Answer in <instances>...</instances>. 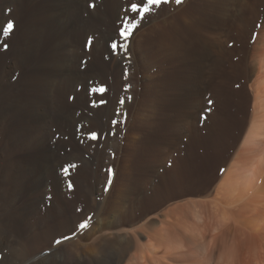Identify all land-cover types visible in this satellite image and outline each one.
Masks as SVG:
<instances>
[{
  "label": "rangeland",
  "instance_id": "1",
  "mask_svg": "<svg viewBox=\"0 0 264 264\" xmlns=\"http://www.w3.org/2000/svg\"><path fill=\"white\" fill-rule=\"evenodd\" d=\"M51 1L0 0V77H6L0 80V91L11 84L9 94L16 92L19 95L23 89L20 80L28 79L30 70L39 65L48 79L57 78L56 81L63 82L65 89L58 98L59 104L65 109L71 108L75 119L74 123H65L60 130L55 120H39L34 116L41 114L43 107L34 114L27 112L18 118L14 114L6 116V126L0 136V143L3 142L0 160L22 165L16 178L23 182V190L16 201L19 215L15 219L10 218L15 215V210H6L5 200L0 199V204L3 203L0 205V215L3 214L0 216V235L9 236L7 239L2 237L3 234L0 236V246L6 247L5 251L16 247L17 254L21 252L20 256L25 257L26 261L22 258L21 262L26 264L30 258L56 247L67 253L59 264H118L122 255L119 243L135 241L136 231L139 242H147V235L154 229H163L167 236L175 234L176 238L170 237L171 242L186 241L188 227L176 225L181 213L202 224L203 220L194 217L196 211L204 204L218 201L217 184L224 174L216 172L218 160L214 155L217 147L226 148L227 139L231 137L230 125L226 128L228 123L233 119L234 127L241 112L243 117L237 127L242 132V127L251 120L253 97L246 85L247 73L222 63V69L225 67V71H229L231 79L221 88L220 95L215 93L214 84L220 78L216 67L218 58L206 53L193 63L184 46L187 30L184 16L189 0H182L180 4L171 0L169 4L153 8L142 20L136 17L137 27L127 41H123L119 32L134 15L128 11L131 4H138L140 0H78V20L68 16L67 0L61 5L58 2L60 7L55 9ZM10 21L14 22L15 28L6 36L3 30ZM178 25L183 28L180 36L176 33ZM222 33L226 36L228 31ZM113 42L127 44L126 54H113ZM72 64L76 66L78 76L70 70ZM193 72L203 74L204 78L194 82ZM232 92L239 93L240 96L236 95L239 98ZM229 98L231 100L227 101ZM105 108L109 113H105ZM235 114L236 118H231ZM21 122H31L35 129L41 127L37 130L43 133L41 140L24 138L19 132ZM48 139L50 142L46 146ZM50 150L60 163L57 170H49V173L44 171L40 161ZM205 151H210V156L205 157ZM26 181H31L32 187H27ZM44 191L47 196L41 202L39 198ZM32 217L36 218L33 224ZM100 219L105 220L107 227L102 232H95L93 226ZM81 223H86L87 227L80 228ZM66 236L69 239H63ZM55 240L62 243L57 245ZM71 250H75L73 255Z\"/></svg>",
  "mask_w": 264,
  "mask_h": 264
},
{
  "label": "bare ground",
  "instance_id": "2",
  "mask_svg": "<svg viewBox=\"0 0 264 264\" xmlns=\"http://www.w3.org/2000/svg\"><path fill=\"white\" fill-rule=\"evenodd\" d=\"M63 1L64 0H52L51 2L53 3V5H52L53 9H55V7L59 6V3H60V5H61V3H64ZM66 2H67L66 10H67L68 16H75L74 20H78L79 19V18L77 19V10H78L77 8H79V7H77V5H79V4H77L78 0H67ZM188 6H189V8L187 9V13L184 16L186 18V19L184 18V20H187V30L185 31L186 42H185L184 46H186V49L189 52V58L188 59L190 61H192L193 63L198 62V60H200V58H201L200 55L201 54L206 55V53L207 54L212 53L215 55V58H218L216 60V63H217L216 67L219 68L218 73H219L220 78L218 79V82L216 81L217 83L214 84V88H216L215 89L216 94H217V92L222 93L223 90L221 88L223 86L227 85L226 82L231 79L229 71L227 73V70L225 71V69H226L225 67H224L225 69L224 68L222 69V63H223V65L225 63H227V65L226 64L225 65L229 66L233 70L238 69V70H241V72L242 71L246 72L247 73V75H246L247 80L246 81H248L247 82L248 84L246 83V85H248V88L251 92V96L253 97V99H252L253 111H252V115H251V120L247 125H244V127H242V132H241V128L239 130L237 127V125L239 123H241L239 121V119H237V121H235L237 123L235 124L234 127H233V123H234L233 119L230 120L232 123H228V126L226 127V128H229V125H230V128H229L230 132L232 131V129L235 130V133L238 130L240 131L239 132L240 135L237 137L238 145L235 149L234 154L230 158V160H231L230 164L228 166V169L224 173L223 178H221V180L218 181L219 183L217 184V190H216L217 191L216 195L218 196V198H217L218 201L214 202V204L208 203V204L202 205L201 208L199 209V211H196V214H194V217H196V216L198 217L196 220H199V221L203 220L202 221L203 223L199 224L198 221H195V220L191 221L192 219L190 220L191 217H189V215L186 214V216H185V215H182V213H181V216L178 219V222H176V225L179 226L181 224H183V225L185 224L188 227V231H187L188 236H187L186 241H183V242L180 241L179 243L170 241V237L171 236L174 237L175 234L174 235L169 234L170 236H167L163 233V229L162 230L161 229H157V230L154 229L156 226L152 227V229H154V231H151L152 234L149 232V234L147 235V242H139L137 234H136L137 231H136V232H134L135 241H126V242H122V243L120 242L119 243L121 245V246L119 245V247H121V249H122V252H121L122 255L118 261V264H264V0H189ZM56 10H54V11H56ZM183 15H184V13H183ZM181 17H183V16L181 15ZM80 20H81V18H80ZM91 20L92 19H90V20L88 19V21H91ZM178 22L179 21H177L176 23H178ZM78 23L80 24V22H78ZM84 23H85V21H84ZM86 23H88V22H86ZM184 24H185V22H184ZM174 28H176V27H174ZM225 30L228 31V33H227L228 35L226 34V36L222 33ZM181 31L183 33V28L181 27V25L180 26L178 25L177 29H176V33L178 34V36H180L182 34ZM157 34H159V33H157ZM167 34H169V33H167ZM230 36L233 37L234 39H228ZM37 37H39V36H37ZM182 37H183V35H182ZM39 40H41V39H39ZM154 42H155V40H154ZM160 42H163V41H160ZM156 43H157V40H156ZM35 44H37L36 41H35ZM74 44H76V43H74ZM155 45H159V44H155ZM227 45H228V48H227ZM28 46H29V44H28ZM21 47H23V46H21ZM52 49H54V48H52ZM19 52H20V50H19ZM43 52H44V50H43ZM46 52H44V53H46ZM12 54H14V53H12ZM50 55H51V53H50ZM59 55L60 54H58V56ZM18 56H19L18 58H20L21 54ZM47 57H48V55H47ZM116 57H117V55H116ZM204 57L206 58V56H204ZM15 58H17V57H15ZM35 58H37V57H35ZM25 60L27 61V59H24V61ZM53 60H55V59H53ZM73 61H72V63H73ZM34 64H33V66H34ZM30 65H28V66H30ZM46 65H47V63H46ZM49 66L50 65H48V67ZM68 67H69V65H68ZM75 67H74V64H72L69 68L73 74H76L78 76L79 73H77ZM202 67H204V65H202ZM41 68H43V67L39 68V65H38V67L35 66V69H34L35 71L30 70L31 73L29 74L28 79H22L20 77L22 79V80H20V82L22 84L21 87L23 89H21L22 92L19 95H17L18 93H16V92L13 94H9V89L11 88L10 87L11 84L8 86L6 85L7 88L0 91V97H1L0 98L1 99L0 100V136L3 134V130L5 128L4 126H6L4 124L5 119L7 117H9L8 116L9 114L10 115L14 114L15 117L23 116L25 113L27 114V112H29L30 114H34L37 111H39V109H41L42 107H43L42 113L41 114L36 113L34 115L39 120H42L44 118L45 119L48 118L50 120H55L57 122V124H59L60 130L62 129V127L65 123H67V125L70 124L71 122L74 123L75 119L73 118V115L71 113L72 109L71 108L69 109V107L68 108L66 107V109H65L64 106L59 104V101H61V100L58 98L60 97V95H62L64 93V89H65L63 82L60 83V82L56 81L57 78L56 79L53 78L52 80L48 79L47 75L43 72V70ZM58 69H60V68H58ZM61 69H63V68H61ZM214 69H216V68H214ZM25 71L27 72V70H25ZM44 71H46V70H44ZM63 72H65V71H63ZM70 72H68V73H70ZM54 73H56V72H54ZM193 73H194L193 74L194 75L193 80L195 79L194 82L195 81L198 82L199 78H204L203 74L201 76L198 73H195V72H193ZM238 73L240 75L243 74V73H240V71ZM3 74H5V73H3ZM61 75H62V73H61ZM67 75H65V76L67 77ZM244 75H245V73H244ZM53 76H55V75H53ZM58 76H59V73H58ZM3 77H0V80H3ZM208 77H210V76H208ZM4 78L6 79V77H4ZM209 79H211V78H209ZM70 81H72V80H70ZM202 81H203V79H202ZM238 81L239 80H237V82ZM4 83L5 82H3V84ZM19 86H20V84H19ZM0 90H1V88H0ZM232 93L235 94L234 92H232ZM233 94H231V95H233ZM242 94L243 93H241V96H242ZM218 95H220V93ZM236 95H239V93L235 94V96ZM239 96H236V97L239 98ZM248 96H249V94H248ZM246 97H247V94H246ZM240 99H242V98H240ZM230 100H231V98H229V100H227V101H230ZM153 103H154V101H153ZM47 108L49 110H47ZM107 108H105V110H104L105 113L108 112V111L106 112ZM111 115H112V113H111ZM232 116H231V118H236V114L234 115V117H232ZM48 119H47V121H48ZM214 120H216V119H214ZM222 122H224V121H222ZM32 126H33V123H31V122H27V123L21 122L19 125V132L24 138H26L30 141L34 140V139L39 140L41 138V134H43V133H41L40 131H37V130L38 129L40 130L41 127L40 128L37 127L38 129H35ZM52 126H53V124H52ZM241 126L242 125H240V127ZM44 129H46V128H44ZM5 131H7V130H5ZM49 132H52V130H50ZM49 134H51V133H49ZM10 135H11V133H10ZM137 135L138 134H136L135 136H137ZM4 137H5V135H4ZM115 141H118V140L116 139ZM49 142H50V140L46 143V146L49 144ZM1 143H3V142H1ZM113 144H111V147ZM19 148H20V145H19ZM4 149H2V150H4ZM37 150H39V149H37ZM6 151H9V150L6 149ZM9 156H11V155H9ZM13 157H15V156L13 155ZM34 157H35V155H34ZM9 158H11V157H9ZM8 159H6V160H8ZM21 159L23 160V158H21ZM67 161H69V160H67ZM24 162L26 163V161H24ZM40 162H41L40 164H41L42 168L44 169V171L46 170L47 172H49V170H52V169L57 170L58 164L60 163L58 157L51 150L48 152L47 155L42 156ZM37 163L38 162H36V164ZM21 166H20V163H18L16 161L5 162V161L0 160V182H4V184L0 183V192L2 193V195L0 193V195H1L0 199L5 200V203H6L5 206L6 207H4V208H6V210L9 209L10 212H11V210H13V211L15 210V212H16V213H14L15 215L10 214L11 215L10 218H12V219L13 218L15 219L16 216L19 215L18 211L16 210L17 209L16 208V201L18 199V194L23 190V182L22 181L19 182L17 180L16 173L20 170ZM29 166H31V165H29ZM32 167H33V165H32ZM34 168L36 169V167H34ZM26 173H28V172H26ZM26 173H25V175H26ZM23 174H24V172H23ZM24 179L25 178H23V180ZM36 179H38V178H36ZM7 181L9 182V184H5V182L7 183ZM44 182H46V181H44ZM31 183H32L31 181L27 182L26 183L27 187L30 188V186L32 185ZM46 185L44 188L47 187ZM25 190H27V189H25ZM39 191L41 192V190H39ZM45 192L46 191H44L42 197L39 198V199H41V202L45 199V196H47ZM40 195L38 194V196H40ZM217 196H215V197H217ZM26 198H28V197H26ZM36 202H37V200H36ZM2 205H3V203H2ZM26 205H27V203H26ZM26 205H25V207H26ZM35 206H37V205H35ZM40 206H41V204H40ZM197 208H198V206L196 207V209ZM22 209H23V207H22ZM22 209H21V211H22ZM38 209L40 212L39 206H38ZM28 210L29 209L27 208V211ZM49 210H51V208ZM9 211H8V213H9ZM36 211H37V209H36ZM39 212H38V214L40 215ZM192 213H194V212L192 211ZM2 215H0V216H2ZM35 215L36 214L34 213V216ZM41 217H42V215H41ZM34 218L32 217L30 220L32 222V224H33ZM27 219L25 220L26 223L29 222ZM17 221H18V219H17ZM39 221H41V220L39 219ZM10 222H13V221H10ZM14 222H15V220H14ZM42 222H44V220ZM6 227H4V229ZM24 227H25V225H24ZM106 227H107V224H106L105 220L100 219V220L96 221L95 226H93V230L95 232H102L103 230L106 229ZM144 228H145V226H144ZM8 229H10V228H8ZM22 230L23 229H21V231ZM148 231H147V233H148ZM168 233H170V232H168ZM2 234H3L2 237H4V233H2ZM7 238H9V236ZM7 238H5V239H7ZM175 238H176V236H175ZM0 239H1V237H0ZM15 239H18V237ZM178 239H180V235H179ZM13 247L14 246H12V249L10 248L9 251H8V249L5 251L6 247L0 246V252L2 251V259L0 260L1 261L0 264H20V263H22L21 260L23 257L20 256L21 252H20V255L17 254V253H19V251L16 252L15 251V250H17L16 247H15V250ZM97 249H99V248H97ZM94 250H95V248H94ZM61 252L56 247V249H52V250L47 251V252L42 253V254H38L37 256H34L32 259L30 258L29 263H27V264H31L32 261H33L32 263L37 262V263H44V264H59L61 261L64 260L65 254H67V253L64 254L63 253L64 251H61ZM73 252L71 250L70 253H72V255H73L74 254ZM24 258L22 261L25 260ZM22 264H26V263H22Z\"/></svg>",
  "mask_w": 264,
  "mask_h": 264
},
{
  "label": "snow or ice",
  "instance_id": "3",
  "mask_svg": "<svg viewBox=\"0 0 264 264\" xmlns=\"http://www.w3.org/2000/svg\"><path fill=\"white\" fill-rule=\"evenodd\" d=\"M171 0H140V3H132L131 7L128 11L133 13L134 15L130 17L126 24L127 26H122L121 30L119 32L120 37L123 38V41H127L131 38L132 31L136 29L137 23L135 22L136 17H140L142 20L145 15L149 14L153 8H159L161 5L169 4ZM177 4L182 3V0H176ZM15 28L14 22H8L6 26L4 27V34L7 36L9 35ZM7 47V45H5ZM128 45L122 42H113L111 44V49L113 51V54H119L120 52H124L126 54V49ZM93 138L95 137V134H93ZM80 228L87 227L86 223H81L79 225ZM63 239H69V237H64ZM57 245L61 244V240H55L54 241Z\"/></svg>",
  "mask_w": 264,
  "mask_h": 264
},
{
  "label": "crops",
  "instance_id": "4",
  "mask_svg": "<svg viewBox=\"0 0 264 264\" xmlns=\"http://www.w3.org/2000/svg\"><path fill=\"white\" fill-rule=\"evenodd\" d=\"M238 115H239V118L238 119H239V121H241L243 115H242L241 112ZM239 130H240V128H239ZM239 130L236 133H235V130H233L232 133L230 132L231 137L230 138L228 137L229 140L227 139V146H226V148H224V147L222 148L220 146V147H217V149H216V152H215V155L214 156L217 157V160L218 161L216 162L215 166H216V169H217L216 172L218 174H220V175H223L224 172L227 170V168H228V161L230 162V158L234 154L235 149H236V147L238 145L237 137L240 135V133H239L240 131ZM205 138H207V137H205ZM205 138H203V139H205ZM224 138H226V137H224ZM225 142H226V140H225ZM212 153H213V151H212ZM210 154H211L210 151H205L204 152L205 157L210 156Z\"/></svg>",
  "mask_w": 264,
  "mask_h": 264
}]
</instances>
